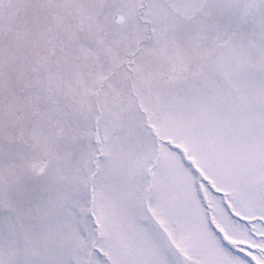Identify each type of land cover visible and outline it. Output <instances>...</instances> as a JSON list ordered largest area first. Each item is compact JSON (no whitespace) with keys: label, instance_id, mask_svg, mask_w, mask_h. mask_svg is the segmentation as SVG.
I'll use <instances>...</instances> for the list:
<instances>
[{"label":"snow or ice","instance_id":"1","mask_svg":"<svg viewBox=\"0 0 264 264\" xmlns=\"http://www.w3.org/2000/svg\"><path fill=\"white\" fill-rule=\"evenodd\" d=\"M0 264H264V0H0Z\"/></svg>","mask_w":264,"mask_h":264}]
</instances>
